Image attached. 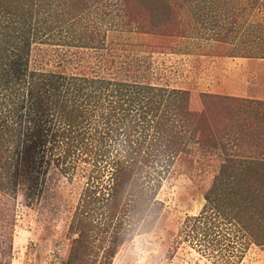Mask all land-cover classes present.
<instances>
[{"label": "rangeland", "instance_id": "obj_1", "mask_svg": "<svg viewBox=\"0 0 264 264\" xmlns=\"http://www.w3.org/2000/svg\"><path fill=\"white\" fill-rule=\"evenodd\" d=\"M7 1L15 18L31 23V34L29 46L6 48L4 68L12 62L20 75H28L22 80L32 71L33 80L45 83L36 93L45 99L57 94L60 76L59 90L68 83H83L88 92L96 88L79 127L92 149L108 150L100 157L81 142L74 157L63 159L62 146L70 142L61 135L65 125L57 112L44 113L39 122L48 141L35 153V165L0 179V264H264V207L254 201L248 210L253 218L239 208L253 234L222 214L237 211L242 196L235 189L244 200L250 198L249 188L256 191L264 171L259 164L264 161V103L258 102L264 101V0ZM40 23L47 25L40 28ZM133 83L166 90H155L151 102L144 93L131 106L122 94L127 96ZM171 89L186 91L176 96L182 114L172 107ZM154 99L161 100L159 110ZM119 118L126 125H116ZM130 120L140 124L134 129L127 125ZM161 121L165 129H158ZM164 135L182 138L163 153L171 159L160 174L157 198L163 208L154 225L146 230L142 220L136 221L133 235L110 257L104 253L107 242L102 247L97 242L99 248L83 254L86 260L76 258L73 242L85 234L71 223L85 205L86 185L108 182L116 151L124 150L128 138L143 139L145 149ZM223 163L248 172L240 185L234 181L237 198L228 194L223 201L231 211L204 198L227 186ZM97 211L93 215L101 218ZM193 215L200 217L188 220ZM120 219L115 217L112 226ZM110 231L91 235L101 239Z\"/></svg>", "mask_w": 264, "mask_h": 264}, {"label": "trees", "instance_id": "obj_2", "mask_svg": "<svg viewBox=\"0 0 264 264\" xmlns=\"http://www.w3.org/2000/svg\"><path fill=\"white\" fill-rule=\"evenodd\" d=\"M7 2V0H0V43L2 44V49H0V179L3 177L2 179L5 180L11 179L23 169L35 165V153H40L43 150L42 147L46 146L45 144L48 141L47 135H43L44 128L41 122H39L43 119V115L48 109L57 112L59 120L65 125L66 129L65 132H61V135L65 134L64 138L66 137V140H70V142L62 146L63 159L74 157L78 151L77 147L81 142L86 145L87 150L90 152L93 147L90 146L91 143H89L88 136L82 133L83 129H80L79 126L83 124L86 112L91 111L90 102H93L95 98V96H92V92L96 90L95 88L88 92L86 89L88 87L83 83H78L74 87H70L69 83L67 85L64 84L65 89L59 90L57 86H63L62 77L60 76L58 78L61 80L55 89V93L57 94H54V97L48 94V98L45 99L44 95H36L39 91L37 89L44 86L45 83L41 84L40 80H33L35 76L33 77L32 71H29V80H22L20 76H24L25 71L22 72L23 75H20L17 71L18 67L12 62L8 64V69H5V65L3 64L6 58H8V50L6 48L10 45L11 50H19L23 45L29 46L31 34V23L30 25H25L24 21L26 19L22 17L20 19L22 20L21 22L15 18L12 10L7 7ZM43 24L46 23H40L39 27L41 28ZM51 28L56 27L51 26ZM11 60L13 59L11 58ZM81 80L85 81L86 78L82 77ZM106 84H109V82ZM121 85L125 86L124 83ZM127 85L129 83H126ZM22 87H25L28 91L25 88L21 89ZM8 88H10V91L5 94L3 91ZM97 88H101V85H98ZM127 90L128 95L126 96L125 93L122 95L132 106L145 97L147 98L146 101L152 100L157 95L155 90L165 91L166 89L161 86L133 83ZM171 91L172 93L169 92V94L172 95L169 97H171L172 107L178 114H182L183 107L181 101L179 102L176 96L186 91L184 92L179 89H171ZM24 98L27 100H24ZM154 102H156L155 110H159L161 108V100L154 99ZM258 102L264 103L263 100ZM118 105L120 108H123L122 102H119ZM86 106L90 109H87ZM113 115L115 116V114ZM116 121H121L120 124H123L122 126L126 125L122 118L114 119L117 125ZM139 124L140 121L131 120L130 123H127L128 126L133 125L134 129ZM157 125L158 129H165V121H161ZM118 129L119 125L115 127V131H118ZM176 134L172 133V135ZM180 137L181 135L177 136V139H174L175 141L169 135H164L163 138L159 137L160 139L153 138L155 141L147 145L145 149H142L143 139H123L126 140L124 141L126 142L124 144L125 148L124 150L119 149V152L118 150L116 151L108 182L101 185V187H99L98 181H96V186L94 180L92 182L93 185L89 183L86 185L85 194L87 199H84L85 208L82 207L80 212L72 219L71 228L76 226L83 227L84 229L79 233L85 234L84 240H81V236H79L73 242L72 253L77 256L76 258L86 260L83 254H91L94 247L99 248L96 246L97 242H99L100 247L104 246L103 242H107L104 253L106 257H110V255L117 252L119 246L128 241L130 235H133L131 226L136 221L142 220V224L146 227V230H149L154 225L163 208L162 201L157 198V192L161 183L160 174L165 171V168H168V161L171 159L170 156L167 160L164 159L163 155L165 154L163 153L165 149L172 148L175 142H180ZM125 138H127V135H125ZM136 141H139L138 145L135 143ZM75 142L79 143L76 144ZM107 150L105 148L101 151L92 149L91 152L101 157ZM259 164L264 165V161L259 162ZM143 165H148L152 170H144ZM158 165L160 169H158ZM233 166L235 165L231 163L228 165L223 163L221 165L220 172L227 179V186L220 189L213 188L215 190L206 193L204 198L207 203L214 204L218 209L221 205H224V211H231L230 205L223 201L228 194L233 195L235 198H237L236 193L241 194L242 197L238 199L235 206V210L237 211L222 212L224 214L223 218L228 222H235L239 230L243 232L249 231V234H253L248 224L249 218H253V212H248V210H252L254 201L264 207V171L262 170L259 173V178L257 177L256 179V181L258 180V187L255 188L256 191L249 188L250 195L248 196L250 198L244 200L245 196L242 195L240 190L235 189L236 193L234 192V185L236 183L240 185L238 181L244 176L243 174H247L248 172L245 169L237 170ZM235 179L237 180L236 183H234ZM101 189L106 191H100ZM214 192H217V197L212 196ZM251 195L259 200L254 199ZM239 208L246 209L245 212L249 213L247 215L251 216L249 218L245 217L243 215L245 213L240 212ZM97 209V213H100L101 218L93 215ZM117 216L123 218V221L120 219L112 226L114 218H120ZM199 217L200 215H193L188 217V220L190 218L197 220ZM95 230L99 232L111 231L108 235L104 234L100 239L97 233L91 235V231Z\"/></svg>", "mask_w": 264, "mask_h": 264}]
</instances>
